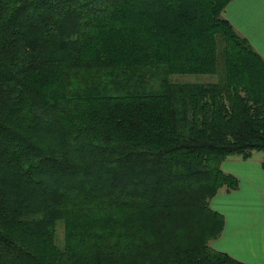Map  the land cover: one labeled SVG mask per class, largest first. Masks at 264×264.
Instances as JSON below:
<instances>
[{"label": "trees", "instance_id": "1", "mask_svg": "<svg viewBox=\"0 0 264 264\" xmlns=\"http://www.w3.org/2000/svg\"><path fill=\"white\" fill-rule=\"evenodd\" d=\"M230 1L0 0V264H248L211 246L264 152Z\"/></svg>", "mask_w": 264, "mask_h": 264}, {"label": "crops", "instance_id": "2", "mask_svg": "<svg viewBox=\"0 0 264 264\" xmlns=\"http://www.w3.org/2000/svg\"><path fill=\"white\" fill-rule=\"evenodd\" d=\"M223 16L229 21L234 30L240 36L244 37L251 47L264 59V0H231L225 7ZM253 154L251 157H253ZM251 157L248 159H242L240 156L237 157L241 160L238 163L242 164L245 169L242 172L238 168L228 164V162H231L230 158L232 156L225 159L223 161L224 163L222 162L221 168L237 178L238 187L229 193L219 192L216 195L237 194L238 198L248 202L255 200L264 201V168L260 167L261 161H258L259 166L250 165L252 163ZM237 158H233L232 160L236 161ZM249 178H260L262 182L260 180L256 183L254 181L250 182ZM217 208L220 209V207ZM220 212L221 214L223 213L222 211ZM222 215L224 218V226L220 236L223 233H233L237 229L247 230V228H253L254 220L248 211H243L236 215V222L234 223L232 219L226 222V215L224 213ZM224 228L226 229L224 230ZM241 232L242 236L246 237V239L245 241H240V243L237 241L231 243L230 238L223 234V241L227 245L223 250L248 264H264V239L260 242L258 239L260 235L250 230H242Z\"/></svg>", "mask_w": 264, "mask_h": 264}, {"label": "rangeland", "instance_id": "3", "mask_svg": "<svg viewBox=\"0 0 264 264\" xmlns=\"http://www.w3.org/2000/svg\"><path fill=\"white\" fill-rule=\"evenodd\" d=\"M176 80L179 81H200V82H206V81H210L212 80V77H209L208 75H187V76H176ZM252 156V155H251ZM239 155H232L231 162H228L229 165H231L232 167H236L238 168V170L240 172L245 171L244 167L242 166V164H239L238 162H240L241 160L239 158ZM233 158H237L236 161H233ZM252 158V163L250 165H256L259 166V162L261 161V165L260 167L262 168V163L264 161V152H254L253 157ZM224 163V162H223ZM262 180L260 178H249V181H254L255 183L258 181ZM215 202V205H214ZM212 209L218 211H222L227 218H225L226 222L229 221L230 219H232V222H236V215L242 213L243 211H248L250 212V216L253 218L254 220V225L252 229L247 228V230L245 229H237L235 230L233 233L230 234H224L227 237L230 238L231 243L234 242H239L240 241H245L246 237L242 236V230L243 231H252L257 233L258 235H260V237H258L259 241L262 242L264 239V201L261 200H255L252 202H248L245 201L243 199H240L237 197V194H231V195H221L218 194L216 196H214L211 200L210 203ZM217 207H220L217 208ZM220 211H218L219 213H221ZM222 213V214H223ZM229 215V216H228ZM226 228H224L225 230ZM222 233V232H221ZM222 234V236H218L217 238L213 239L211 241V246L213 248H215L216 250H220L223 251V248H226L227 245L225 244V242L223 241L224 235ZM220 237V238H219ZM236 239V240H235Z\"/></svg>", "mask_w": 264, "mask_h": 264}]
</instances>
